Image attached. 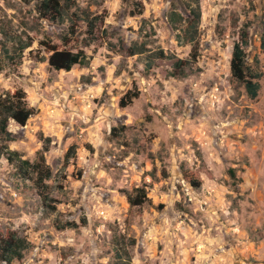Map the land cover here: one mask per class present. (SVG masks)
<instances>
[{"label":"rangeland","instance_id":"374dc122","mask_svg":"<svg viewBox=\"0 0 264 264\" xmlns=\"http://www.w3.org/2000/svg\"><path fill=\"white\" fill-rule=\"evenodd\" d=\"M41 1L0 0V94L23 90L35 109L25 126L10 120L8 146L34 162L52 140L48 205L0 157V236L33 245L11 264H114L123 238L132 264H264V0H200V57L183 79L155 53L189 58L168 23L184 0H70L64 20ZM245 25L263 73L255 100L231 75ZM134 42L148 52L129 56ZM79 51L89 66L50 64Z\"/></svg>","mask_w":264,"mask_h":264},{"label":"trees","instance_id":"16d2710c","mask_svg":"<svg viewBox=\"0 0 264 264\" xmlns=\"http://www.w3.org/2000/svg\"><path fill=\"white\" fill-rule=\"evenodd\" d=\"M70 0H66V6H61L60 0H42L39 4V9L43 12L52 10L57 13L60 20H64V14L68 8ZM183 12H180L177 7H173L168 14V23L173 31H175L179 44L191 45L192 49L189 58L186 60L175 56L165 55L163 51L155 53V57L159 59H169L172 61L173 70L169 76L173 78H187L193 73L195 65L200 57L199 51V29L202 18V10L200 0H184ZM88 32L91 37H94L97 18L86 16ZM236 25V24H235ZM264 43V35H263ZM249 45V26L245 25L240 29V41L234 44L232 60H231V75L232 78L240 84L246 91L248 97L252 100L258 98L261 84L260 80L263 73L248 65L245 47ZM264 46V44H263ZM29 47L25 44L20 47V51H24ZM3 51L9 54V50L3 45ZM129 56L143 55L148 52L147 42H134L128 49ZM90 60L84 51L76 53L70 52H55L50 59V64L58 70L70 71L74 66H89ZM152 64L149 63L148 70ZM135 97V96H134ZM129 102L123 98L120 102L121 107H126ZM35 114V109L30 108L27 104V96L23 90L14 92H6L0 94V139L4 140L5 144L0 147V157L6 155L8 161L14 164L19 175L23 179H30L39 189V193L45 205L51 201V196L48 191L47 182L52 178L53 172L46 164L45 155L50 151L52 140L43 138V150L39 153L38 158L34 162L23 159V156L17 151L10 150L8 143L15 141V136L9 131L10 120L15 121L21 126H25L28 120ZM74 153L73 148L67 154V158ZM144 197V196H143ZM132 205L142 203L141 198L132 199L129 197ZM75 224H60L59 229L72 228ZM136 244L134 239L116 241L114 248V264H132L131 248ZM32 243L27 238L20 237L16 233H10L7 237L0 236V261L11 264L14 261H19L24 258V255L32 247Z\"/></svg>","mask_w":264,"mask_h":264}]
</instances>
